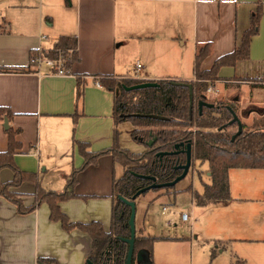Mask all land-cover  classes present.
<instances>
[{
  "label": "crops",
  "instance_id": "0c3cea01",
  "mask_svg": "<svg viewBox=\"0 0 264 264\" xmlns=\"http://www.w3.org/2000/svg\"><path fill=\"white\" fill-rule=\"evenodd\" d=\"M257 7L261 18L248 59L221 68L218 79L209 80L215 94L224 87L228 105L246 126L248 120L264 116V99L257 101L255 94L263 92L264 97V87L252 83L264 76V0H0V69L8 70L0 72V109L12 115L7 128L0 122V155L8 150L5 131H17L15 142L20 147L12 162L20 172L31 175L9 192L17 195L24 207H30L37 184L46 191L60 192L65 178L83 165L76 142L86 144L93 153L112 146L114 94L103 88L102 80L194 83L197 48L210 46L200 65L201 71H207L238 47ZM60 37L77 42L78 60L67 75H48L45 70L38 74L29 67L32 51H50ZM136 64L141 65L138 72ZM234 85L247 89L240 92ZM77 87L81 90L78 99ZM236 91L238 95H234ZM248 95L249 99H244ZM116 130L119 137L126 132L131 138L133 127L125 122ZM197 162L194 159L193 163ZM198 166H205V184L210 185L208 166ZM122 174V166L111 155L99 157L78 173L77 197L59 203L60 211L71 223L98 222L109 232L113 183ZM227 175L230 200L200 207L198 223L210 229V237L224 242L227 251H234L229 264H235L238 256L247 264H262L264 236L259 238L257 227L243 223L249 224V219H244L246 210L264 201V169H229ZM13 179L10 167L0 169V186ZM171 193L154 192L147 197L148 192L135 200V237L157 239L152 246V264H191L187 260L189 241L171 231L176 227L172 217L180 220L181 212H191V221L182 223H189L192 233L196 222L192 194L188 211L172 212L170 206L162 205L163 227H158L151 208L155 198ZM202 193L203 188L198 194ZM49 215L47 204L20 215L0 196V264H37L40 258L59 264H86L92 249L89 236L77 229L65 232ZM216 250L218 255L211 264L225 248L216 246ZM241 250L247 253L241 254Z\"/></svg>",
  "mask_w": 264,
  "mask_h": 264
},
{
  "label": "trees",
  "instance_id": "16d2710c",
  "mask_svg": "<svg viewBox=\"0 0 264 264\" xmlns=\"http://www.w3.org/2000/svg\"><path fill=\"white\" fill-rule=\"evenodd\" d=\"M260 18L261 8L257 7L250 16L249 28L243 33L238 47L233 52L217 59L207 71H201L200 65L207 57L210 46L204 45L197 48L194 65L196 81L188 83L192 85V97L187 86L168 81L157 82L158 86L155 88L125 91L124 87L141 82L102 80L103 88L114 94L112 119L115 129L112 146L93 153L88 150L86 144L76 142L78 151L84 159L83 165L65 178V187L60 192L46 191L37 184L34 203L30 207H24L18 196L9 192L11 187L18 186L31 175L20 172L14 166L12 155L20 147L15 142L18 132L11 128L7 129L5 133L8 136V150L0 155V169L10 167L13 170L14 179L11 183L0 186V196L13 204L20 215L30 214L41 204H47L50 220L60 223L65 232L77 229L89 236L92 249L87 260L93 264H124L127 245L120 238L129 237L127 221L130 209L119 198L130 199L145 186L146 181L136 175L152 176L156 178L157 183H166L180 174L176 167L185 163L184 155L165 156L160 159L156 157L157 153L172 152L175 145L191 141L194 159L201 163L207 162L211 179L210 185L203 184L202 194L188 189L195 204L205 206L229 201L227 175L229 169H264V116L254 122L250 129L243 125L242 133L232 141L233 134L227 133V130L236 126L228 125L232 116L226 107L223 110L220 109L221 107L204 108L200 114L197 102L205 96L207 82L218 79V72L221 68L234 67L238 61L248 59L250 42L258 33ZM76 48L75 38L60 37L47 55L55 58L61 54L65 69L68 70L78 60ZM5 71L8 70L0 69V72ZM252 83L264 87V76ZM80 95L81 90L77 87L76 98L78 99ZM227 106L235 111L234 107ZM3 117L10 120L12 115L8 110L1 108L0 122H4ZM125 122L132 125L131 139L144 147L143 152L134 154L120 148L116 128ZM194 126L196 130L193 132ZM211 129L216 132H211ZM150 141H153V144L148 147L147 143ZM104 155H111L113 161L124 169L122 176L113 183V207L109 232H105L98 222L71 223L59 208V203L77 197L74 189L78 173L95 164L97 159ZM166 190L169 191V189ZM156 240L155 238L135 237L133 262L138 253H146L151 258L152 246ZM37 264L59 263L54 259L40 258ZM235 264L245 263L236 261Z\"/></svg>",
  "mask_w": 264,
  "mask_h": 264
},
{
  "label": "rangeland",
  "instance_id": "374dc122",
  "mask_svg": "<svg viewBox=\"0 0 264 264\" xmlns=\"http://www.w3.org/2000/svg\"><path fill=\"white\" fill-rule=\"evenodd\" d=\"M234 87L237 88L240 92H243L244 89H247V87L242 86V85H237V86L234 85ZM248 88H250V87H248ZM224 91L225 90L223 87L219 94H215V93L214 94L213 93L207 94L206 93L207 94V96H206L207 103L213 104L214 106L228 105L227 98L225 96H223ZM255 94L257 95V97H256L257 101H261L264 99L263 92L258 91ZM234 95H238V91H236ZM244 99H249V95ZM213 115L215 117H219V115H217V114H213ZM257 120L258 119H253L252 122H250L248 120L247 126L246 125L245 126L248 129H250L252 124L254 122H256ZM195 130H196V126H194L192 128L193 132ZM205 131H207V129H205ZM235 131H236V127H232V128L227 130V133L233 134V133H235ZM211 132L215 133L216 131L214 129H211ZM118 138H119L120 148L125 149V150L129 151L130 153H134V154H138V153H141L142 151H144V147L140 144L133 142L132 139L129 137V135L126 132H123L120 137L118 135ZM120 138H121V140H120ZM193 158H194V155H193ZM193 162H194V159H193ZM197 163L200 165H203L206 163V165L208 166L207 162L201 163L200 161H198ZM198 164L196 165L193 163L191 166V169H190L188 175L185 177V179L182 180L181 182H179L175 187L169 189L170 191H172L171 194L161 195L160 197L155 198L152 201L151 208H152V210L155 214V217L157 219L156 222H157L158 227H163V222L165 220V216L161 214V207L163 204H167L168 206H170L171 207L170 210H172V212L177 211V210L179 211V209L188 211L190 208V205H191V201H190V198H191L190 194L191 193H190V190H188V189L189 188L192 189L193 192L197 191V193H200L202 191L203 184L207 183L208 178L205 175V170H204L205 166H198ZM117 165H118V163H117ZM208 169H209V166L207 167V170ZM123 171H124V169H123ZM120 172H121V169H120V167L117 166V168H116L117 177L120 176ZM174 190H176V191H174ZM154 192L164 193V192H167V190L166 189L159 190V191L151 190V191H149L150 194H148L147 197L152 195ZM147 193L142 194V195H146ZM142 195H140V196H142ZM174 196H175V200L173 202ZM139 201H141V200H139ZM193 205L195 207L194 213H195L196 222L193 223L192 233L190 231V224L189 223H182L178 218L172 217V220L174 221L173 225H176V227L171 231V233L174 231V234H176L180 238H184L187 241H189L190 248H189V246H187L188 263L190 260L191 264H211L212 261L215 259V257L218 255V252H217L218 250H216V246H218L222 249L225 248V250L223 251L224 253H222L221 255L218 256V260L214 264H229L230 260L234 257L233 256L234 251L230 250V249L227 251V247H225L226 244L224 242H222L221 240H218V238L214 239L213 237H210L211 236L210 235L211 234L210 229L207 228L204 224L198 223V220L200 217V214H199L200 209H201L200 207H202V206H197L195 204V202H193ZM254 205L255 206H253V207H249L245 212L246 217H244V219H249L248 220L249 224H247V222L243 223V224H246V225H249L252 227L253 226L257 227L258 231H259V233L257 235L259 238H262L264 236V201L259 200L256 203H254ZM164 230H165V228H164ZM202 232H207V234H209V235H205ZM194 236H196V237L194 238ZM239 247L241 248L242 246H239ZM259 247H262V246L260 245ZM241 249H244V248H241ZM245 253H247L245 250H241V254H245ZM238 254H240L239 251H238ZM260 254L263 257L264 251H261ZM212 255H214L215 257ZM142 258H143V261H138V258L136 257L133 264H149V263H151V258H149L146 253H144L142 255ZM261 259H262V264H264V258H261ZM235 260L247 264L242 259V257H239V256L235 257Z\"/></svg>",
  "mask_w": 264,
  "mask_h": 264
},
{
  "label": "water",
  "instance_id": "95a60500",
  "mask_svg": "<svg viewBox=\"0 0 264 264\" xmlns=\"http://www.w3.org/2000/svg\"><path fill=\"white\" fill-rule=\"evenodd\" d=\"M178 85H184L187 86L190 92V95L192 97V85L188 83H175ZM157 82H142L136 85H132L129 87H124L125 91H134V90H142L146 88H155L157 87ZM197 108L199 113H202V110L204 108L206 109H213L216 108L213 104L207 103L206 96H203L198 102H197ZM226 109L230 112L232 119L228 123V125H235L236 131L233 133L231 140L233 141L238 135H240L243 131V124L241 123L240 119L238 118L237 114L233 109L229 106L226 107ZM4 127L7 128V120L4 119ZM220 130V129H219ZM153 144V141H150L147 143L148 147H151ZM193 143L191 141H187L186 144H177L174 146V151L172 152H160L156 154V157L162 159L165 156H172V155H179L182 154L185 156V163L183 165H179L176 167L177 170H180L181 173L176 176L172 181L166 182V183H157L156 178L148 175H136V177L151 182L148 186H145L141 189H139L130 199H125L120 197V201L129 207L130 213L127 221V227L129 230V237L128 238H120V240L127 245V251L125 255L124 264H133V254H134V240H135V215H136V206H135V200L142 194H145L151 190H161V189H171L175 187L179 182L185 179V177L188 175L191 166L193 164V151H192ZM143 254L138 253L136 257L138 258V261H143L142 258ZM86 264H93L91 261H86Z\"/></svg>",
  "mask_w": 264,
  "mask_h": 264
},
{
  "label": "built area",
  "instance_id": "2783aa9c",
  "mask_svg": "<svg viewBox=\"0 0 264 264\" xmlns=\"http://www.w3.org/2000/svg\"><path fill=\"white\" fill-rule=\"evenodd\" d=\"M45 37L42 36L41 40H44ZM49 51H45L41 48L36 49L35 51H32L30 53L29 57V67L36 70L38 74L43 73L44 70L47 72L48 75H57V76H64L68 74V70L65 69V62L62 58L61 54H59L57 57L52 58L47 55ZM141 68L140 64H136V72ZM138 77H133V80H138ZM213 82L208 81L207 82V90L206 93H216L217 90L213 88L212 86ZM96 86L99 87V83H95ZM163 212L167 211V208H162ZM192 213L191 212H181L179 214V218L181 222H188L192 219Z\"/></svg>",
  "mask_w": 264,
  "mask_h": 264
},
{
  "label": "flooded vegetation",
  "instance_id": "af4514ba",
  "mask_svg": "<svg viewBox=\"0 0 264 264\" xmlns=\"http://www.w3.org/2000/svg\"><path fill=\"white\" fill-rule=\"evenodd\" d=\"M215 107H221L220 109L223 110L224 107H227V105H217V106H215ZM192 151H193V147H192ZM184 157H185V156H184ZM178 171L181 173L180 170H178ZM156 182H157V180H156ZM149 184H151V182L146 181L145 186H148ZM145 186H144V187H145Z\"/></svg>",
  "mask_w": 264,
  "mask_h": 264
}]
</instances>
